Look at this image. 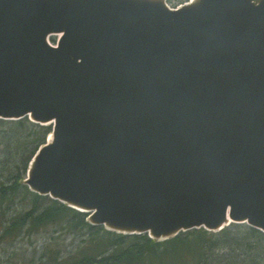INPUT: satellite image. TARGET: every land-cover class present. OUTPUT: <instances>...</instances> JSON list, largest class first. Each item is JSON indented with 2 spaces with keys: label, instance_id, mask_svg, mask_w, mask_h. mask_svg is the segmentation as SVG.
<instances>
[{
  "label": "water",
  "instance_id": "obj_1",
  "mask_svg": "<svg viewBox=\"0 0 264 264\" xmlns=\"http://www.w3.org/2000/svg\"><path fill=\"white\" fill-rule=\"evenodd\" d=\"M24 117L51 139L22 184L91 225L264 233V0H0V119Z\"/></svg>",
  "mask_w": 264,
  "mask_h": 264
},
{
  "label": "trees",
  "instance_id": "obj_2",
  "mask_svg": "<svg viewBox=\"0 0 264 264\" xmlns=\"http://www.w3.org/2000/svg\"><path fill=\"white\" fill-rule=\"evenodd\" d=\"M170 1L179 4L187 0ZM50 132L49 125L27 117L0 119L1 152L9 166V176L0 181V218L16 199L28 205L9 218L3 236L14 238L54 224L70 232H86L71 252L62 255L60 249L46 248L36 264H264V233L246 224L231 223L216 232L192 229L157 241L147 233L122 234L91 225L86 213L30 191L22 180Z\"/></svg>",
  "mask_w": 264,
  "mask_h": 264
},
{
  "label": "rangeland",
  "instance_id": "obj_3",
  "mask_svg": "<svg viewBox=\"0 0 264 264\" xmlns=\"http://www.w3.org/2000/svg\"><path fill=\"white\" fill-rule=\"evenodd\" d=\"M167 2L170 7H176L180 4H175L170 0ZM50 41L53 42V39ZM49 138L50 135L48 134L46 141ZM3 147L4 145L0 141V181H5L9 176V166L3 162V158L5 160V154L1 152ZM27 207L25 201L16 199L14 203L9 205L5 216L0 218V264H36L44 249L50 248L54 251L60 249L61 254L64 255L74 250L82 241L81 239L86 237L84 230L70 232L56 224L30 233L23 232L14 238L4 237L3 228L8 223L9 218L26 210Z\"/></svg>",
  "mask_w": 264,
  "mask_h": 264
},
{
  "label": "bare ground",
  "instance_id": "obj_4",
  "mask_svg": "<svg viewBox=\"0 0 264 264\" xmlns=\"http://www.w3.org/2000/svg\"><path fill=\"white\" fill-rule=\"evenodd\" d=\"M191 1H194V0H191ZM49 139H51V136H50V138Z\"/></svg>",
  "mask_w": 264,
  "mask_h": 264
}]
</instances>
